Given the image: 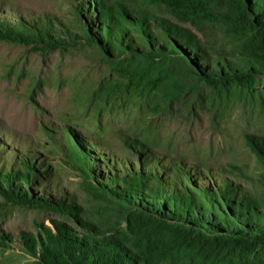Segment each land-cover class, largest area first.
I'll return each mask as SVG.
<instances>
[{"label": "rangeland", "instance_id": "374dc122", "mask_svg": "<svg viewBox=\"0 0 264 264\" xmlns=\"http://www.w3.org/2000/svg\"><path fill=\"white\" fill-rule=\"evenodd\" d=\"M252 1L0 0V264H185L140 199L264 218Z\"/></svg>", "mask_w": 264, "mask_h": 264}, {"label": "trees", "instance_id": "16d2710c", "mask_svg": "<svg viewBox=\"0 0 264 264\" xmlns=\"http://www.w3.org/2000/svg\"><path fill=\"white\" fill-rule=\"evenodd\" d=\"M252 10L256 16L252 28L261 35L252 45L262 57L251 63L263 71L264 0H253ZM190 46L191 50L195 48L193 44ZM218 67L216 72L208 73L210 81L224 76L220 64ZM140 204L146 210L159 212L163 218L172 220L152 218L168 237L176 239L179 246L174 255L183 257L185 264H264V218L245 212L241 206L237 208L232 201L224 199L220 203L203 197L198 207L176 211L166 210L158 200L140 199Z\"/></svg>", "mask_w": 264, "mask_h": 264}, {"label": "bare ground", "instance_id": "6f19581e", "mask_svg": "<svg viewBox=\"0 0 264 264\" xmlns=\"http://www.w3.org/2000/svg\"><path fill=\"white\" fill-rule=\"evenodd\" d=\"M11 102H12V101H11ZM2 104H3V103L1 102L0 105L2 106ZM4 104H7V105H4V107L6 106V108H8V107H7V106H8V103H4ZM11 105H12V103H11ZM15 107H16V106H15ZM10 108H11V106H10ZM10 108H9V109H10ZM4 110H5V108L3 109V111H4ZM6 110H8V109H6ZM11 110H12V109H11ZM14 111H15V109H14ZM14 111H13V112H14ZM9 113H11V112H9ZM9 113H8V114H9ZM18 113H19V112H18Z\"/></svg>", "mask_w": 264, "mask_h": 264}]
</instances>
